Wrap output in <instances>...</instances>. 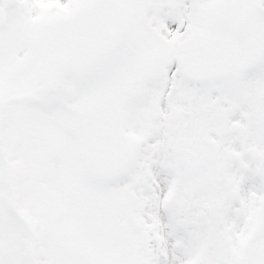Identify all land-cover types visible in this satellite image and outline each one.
<instances>
[{"label": "snow or ice", "instance_id": "obj_1", "mask_svg": "<svg viewBox=\"0 0 264 264\" xmlns=\"http://www.w3.org/2000/svg\"><path fill=\"white\" fill-rule=\"evenodd\" d=\"M0 264H264V0H0Z\"/></svg>", "mask_w": 264, "mask_h": 264}]
</instances>
